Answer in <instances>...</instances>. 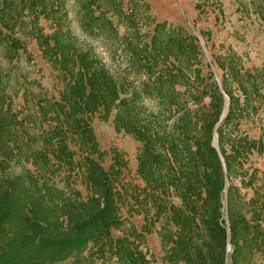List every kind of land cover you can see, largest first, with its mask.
Returning a JSON list of instances; mask_svg holds the SVG:
<instances>
[{"label": "trees", "instance_id": "16d2710c", "mask_svg": "<svg viewBox=\"0 0 264 264\" xmlns=\"http://www.w3.org/2000/svg\"><path fill=\"white\" fill-rule=\"evenodd\" d=\"M74 1L84 34L123 52V73L113 72L93 48L79 46L58 15L57 0L0 1L7 58L13 62L22 52L32 58L17 36L29 18L43 56L63 77L60 97L42 106L53 115L52 129L33 161L74 167L80 152L90 190L87 198L80 190L73 198L33 174L0 179V264H98L97 254L119 264H157L144 246L158 224L168 264H257L264 251V176L257 167L242 176L239 168L253 154H264V131L258 139L238 132L253 95L263 96L256 72L239 67L236 54L228 64L217 56L225 71L219 84L209 63L203 75L199 37L184 25L154 21L144 40L133 0ZM114 16L127 28L124 34ZM45 17L57 21L50 34L40 23ZM95 115L113 118L118 132L139 143L143 185L129 189L136 193L133 204L142 207L141 230L123 215L129 190L120 177L128 162L113 150V162L105 166L107 151L90 120ZM17 124L0 94L3 156L11 154L8 140ZM240 175L238 184L233 178ZM243 188L252 189L250 199Z\"/></svg>", "mask_w": 264, "mask_h": 264}, {"label": "rangeland", "instance_id": "374dc122", "mask_svg": "<svg viewBox=\"0 0 264 264\" xmlns=\"http://www.w3.org/2000/svg\"><path fill=\"white\" fill-rule=\"evenodd\" d=\"M130 5L137 12L144 40L150 35L154 21L167 20L182 24L196 34L203 51L202 63L199 65H202L203 75L207 74L206 64L209 63L219 84H222L225 71L215 63L217 56L228 64L229 59L236 54L234 58L239 67L244 71L256 72L258 87L263 96L253 95L251 114L245 112L241 116L238 132L248 134L251 138H260L264 131V0H133ZM56 6L59 7L58 15L63 16L65 26L71 28L79 46L93 48L113 72H124L126 58L123 52L119 50L116 53L110 44L84 34L74 0H57ZM54 19L55 17L41 19L40 23L46 33H52L57 27ZM114 20L121 34H124L127 28L118 22L117 17L114 16ZM27 23L29 26L25 23L17 28V36L22 38L32 58L22 52L11 62L5 55V43L0 40V94L17 115L18 122L13 138L8 140L11 154L3 156L0 153V179L33 174L40 180V184L48 183L56 190H63L66 197L74 198L76 190H80L83 197L87 198L90 190L84 181V172L81 169L83 156L80 152L76 156L74 167L62 165L58 161L40 166L33 161V154L43 150L47 131L52 129L53 115L44 114L42 106H47L49 101L60 97L64 83L59 70L43 56L38 41L33 37L29 18ZM234 90L240 93L235 86ZM228 106L229 102L226 111ZM90 120L101 149L107 151L105 166L109 168L113 162V150H118L128 162V167L120 177V186L129 190L124 191L128 201L124 203L123 215L141 230L145 219L143 213L138 212L142 207L138 203L133 204L136 193L129 189L143 185L137 174L139 143L131 135L118 132L113 118L104 120L95 115ZM255 167L259 168V176L263 177L264 154H253L245 161L244 169L239 168V174L243 176L248 170L252 172ZM241 175L233 178L238 184H241ZM242 191L247 200L253 195L251 188H243ZM56 200L60 202L61 196L58 195ZM159 228L160 224L153 233L147 235V245L144 248L157 264H168L163 258L165 252L158 233ZM116 233L121 234L122 231ZM96 256L99 258L98 264H119L116 259L109 260L100 257V254ZM255 262L264 264V251L256 255ZM65 264H69V261Z\"/></svg>", "mask_w": 264, "mask_h": 264}]
</instances>
